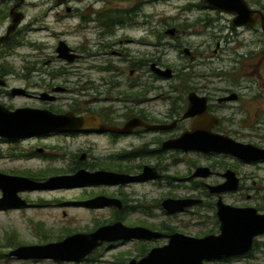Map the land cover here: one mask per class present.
I'll use <instances>...</instances> for the list:
<instances>
[{"label":"flooded vegetation","instance_id":"obj_1","mask_svg":"<svg viewBox=\"0 0 264 264\" xmlns=\"http://www.w3.org/2000/svg\"><path fill=\"white\" fill-rule=\"evenodd\" d=\"M9 1L6 8L0 9V23L8 20L6 28L3 31L0 30V37L7 34L13 20L11 11L20 2V0ZM48 1L50 0H46L45 4ZM53 1H56V6L64 5L67 12L79 17V29L82 37L79 49L72 48L65 40H58L56 47L58 57L62 58L59 56L58 47L59 43L64 41L71 48L68 54H76L77 57L73 61L62 59L68 63H74L76 60L82 61L83 68L79 75L78 87L70 92L66 85H56L55 77L60 74L55 75L53 72H48L49 81L42 79L44 81L42 84L29 80L30 84L34 82V85L42 87L39 96L35 97L37 95L29 92L27 88L10 86V78L16 75V72L13 66H7L6 64L9 63L2 60L0 62V78H3L5 83L0 85V103L10 109H15L17 107L8 103V99L18 95L33 96L39 102L38 105L30 107L49 109L54 113L73 112L77 116L93 115L98 117L103 125L125 128V131H106L96 127L81 131L73 130L40 135L68 138L81 135L97 137L96 142L88 141L87 145L82 148L74 150L69 146L63 148V159L70 161L74 166L69 174L83 168L89 171L106 170L140 175L145 173V166L155 168L160 174L157 178L141 181L95 185L100 186V190L86 195L88 200L82 205L83 207L110 209L111 214L115 215L113 222L117 220L123 222L121 216L133 212L153 214L145 205V199L144 202L140 201L125 189L134 183L163 185V182L161 183L159 180L165 177V167L174 165L179 160L180 162L185 161L186 159L179 156L187 153L195 156L194 159L188 160L192 170L187 178H195L196 183L192 188H198L200 193L184 197L170 193V196L162 198L153 207L159 206L165 213L174 214L183 211L174 213L167 211L163 205L166 199L193 198L201 200L200 203L187 207L185 212L203 205L202 195L215 197L216 200L211 205L216 208L215 218L220 225L217 217L219 197L222 196L224 202L227 203L226 198L229 195L241 193L242 196L245 194L243 190L246 188L245 181L246 178L248 179V174L242 172L240 166H258L264 164V160L248 162L230 153L167 148L165 143L192 131L194 126L203 133V138H201L203 140H208L209 135L216 134L232 138L243 144L264 148V141L252 138L254 135L264 134V30L262 16L254 25L239 26L234 22V14L218 10L205 0H186L189 2L185 9L186 15L190 11L196 10L206 14L195 18L192 22L187 19L181 21L179 18L175 26L166 24L164 27H160L162 29L157 30V24L150 25L148 16L145 15V3L148 0H132L130 7L123 4L117 5L118 1L130 3V0H92L86 10L67 6L70 0ZM149 1L168 4L173 0ZM246 1L251 9L261 10L264 15L263 9L255 7L250 0ZM26 2L28 1L25 0L16 7L17 11L24 14V18L10 34L9 39L4 40L0 45V55L22 46L20 36L32 31L23 10ZM3 3L4 1L0 2V5ZM98 3L102 4L95 10L94 6H97ZM211 13L216 16L213 17ZM44 15L48 16L49 13L46 11ZM225 15L231 20L230 24H225V29L233 32L236 39L229 33L223 34L225 32L224 25L219 22V19H223ZM147 27H149L148 30ZM190 28L194 29L196 33H206L208 39H204L198 44L184 41L183 37L190 33ZM171 29L174 31L171 32ZM136 31L140 32L139 36L132 34ZM145 32L159 39L156 44H152L158 52L162 47L172 48L177 52L178 61L170 65L162 62L159 57L146 58L145 54L148 55V53H145V44L151 43L145 40ZM36 43L38 42L32 43V46H35ZM131 43L141 45L142 49H133L130 46ZM33 63L24 66L26 70L30 71V76L28 73L24 75L26 80L28 77L31 78L32 72L39 71L40 75L43 74L42 69L36 68ZM201 67H205V69ZM92 70L99 72L98 78L90 77L88 73ZM167 70H169V74ZM15 88H22L25 92L15 95ZM60 92L74 94L63 100ZM33 152L34 154L39 152L48 157L52 156L51 149L46 145L39 147L36 151L33 150ZM228 158H232L231 161L227 160ZM228 172H233L239 179L238 189L225 191L221 194L212 192L211 186L227 181ZM42 179L44 178H39V180ZM167 183L170 184V182ZM100 196L105 198L96 200ZM28 203L30 206L31 203L29 201ZM258 207L263 208L262 206ZM259 208L258 210H260ZM145 227L167 234L179 232L175 227L166 224L156 226L145 223ZM162 228L164 229L161 230ZM217 233L208 231L203 236ZM160 239L165 242L168 240V238ZM160 245L162 244L158 246ZM155 246L157 245L153 247Z\"/></svg>","mask_w":264,"mask_h":264},{"label":"rangeland","instance_id":"obj_2","mask_svg":"<svg viewBox=\"0 0 264 264\" xmlns=\"http://www.w3.org/2000/svg\"><path fill=\"white\" fill-rule=\"evenodd\" d=\"M4 1L0 5V9H4L9 5V0ZM23 10L27 16L29 26L32 31L20 36L22 46L15 47L7 54L0 55V62L3 60L7 66H13L16 75L11 76L9 84L11 87L27 88L29 92L37 95L42 91V87L29 83L33 80L37 83H44L42 79L48 78V72L59 75L55 77L56 85H66L71 92L78 87V80H80V72L83 68L82 61L76 60L74 63H68L66 60L59 58L56 51L58 40H65L72 48L80 47L82 40L79 29V17L72 15L71 12L66 11V6H56V1L50 0L45 4L46 0H27ZM92 0H70L67 6L71 8H79L86 10L88 4ZM135 1V0H133ZM130 3L117 2V5L132 6ZM252 4L264 10V0H250ZM127 3V4H126ZM186 0H173L171 3L151 2L145 3V15L148 16L150 25L158 26L160 30L166 24L167 26H175L176 22L187 19L192 22L199 16H204L206 13L201 11H190L188 15L185 13L187 4ZM102 3L94 6L98 9ZM133 8V7H132ZM46 11L49 13L45 16ZM213 17L216 15L211 13ZM230 17L223 16L219 22L224 25L223 34L229 33L236 39L233 32L225 29V24H230ZM167 22V23H166ZM8 20L0 23V30L6 28ZM150 27V26H149ZM147 27V30L149 29ZM200 29V27H198ZM165 30V28H163ZM189 34L184 35V41H190L193 44H198L204 39H208L206 33H196L194 29H189ZM134 36H139L140 32H132ZM145 40L151 44H145L146 58L159 57L162 62L173 65L172 63L178 61L177 52L169 47L160 48V52L152 44L159 41L158 38L152 34L145 32ZM36 43L32 46V43ZM135 50H141L142 46L137 44H130ZM41 47V48H40ZM205 61V58H203ZM35 62V63H33ZM33 63V65L42 69V75L39 71L32 72V76L28 80L25 79L27 73L30 76V71L26 70L24 66ZM205 69V67H201ZM65 73V75H63ZM91 78H98L99 72L92 70L88 73ZM67 80V83H65ZM68 92L59 93L62 99L72 97L73 94ZM35 97H28L18 95L11 97L8 103L16 107L38 105V99ZM258 141H264V134L254 135ZM96 136H75L68 138L65 136H33L21 140H8L0 137V172L13 175L27 174L44 176L46 178L52 175L69 174V171L74 169L70 161L63 159V148L69 146L73 150L82 148L87 145L88 141L96 142ZM103 145L105 143H102ZM49 146L52 156H44L39 152L34 154L33 150L39 147ZM178 156V155H177ZM185 161L180 160L174 165H168L164 170V179L159 180L163 185L155 183H134L128 185L125 189L130 192L138 200L145 199V205L148 210L153 212L141 213L133 212L121 216L123 222L127 225H139L138 223H151L156 226L166 224L170 227H175L179 232L201 237L206 232L214 229L217 233L219 225H215V206L211 205L216 200L215 197H208L202 195L204 204L174 214L165 213L164 210L154 204H158L159 200L172 193L176 196H190L197 195L200 191L193 189L195 178L188 179L192 168L189 164L190 159H194L192 154H183L179 156ZM197 158V156H196ZM178 159V158H177ZM232 158L227 160L231 161ZM215 160V159H214ZM150 161V160H148ZM241 171L248 174L243 190L245 194L234 193L226 198L227 203L237 206H262L264 209V164L261 165H241ZM95 169V168H93ZM91 170V169H90ZM167 182H170L168 184ZM100 186H84L76 188H59L20 192V196L31 203L26 207H5L0 208V264H127L132 258H140L143 256L142 249L145 252L154 245L165 244L161 239L150 241L141 240H124L111 244H104L98 248L96 252L90 255L87 259L79 262H64L54 259H25L21 257H12L9 252L20 244H42L51 241L61 240L59 237H65L76 232H92L94 229L102 224L113 222L115 215L111 214L110 209H87L82 205L88 200L86 195L97 192ZM113 191L114 189H106ZM250 195V197H248ZM2 190L0 189V197ZM86 197V198H85ZM81 204V205H80ZM259 208V207H258ZM260 209V208H259ZM264 213V210L260 209ZM145 226V225H144ZM260 243L259 248L253 249L250 256L234 257L230 260H214L207 262V264H243L244 262H253L254 264H264V234L258 237ZM165 242V243H164ZM125 262V263H124Z\"/></svg>","mask_w":264,"mask_h":264},{"label":"water","instance_id":"obj_3","mask_svg":"<svg viewBox=\"0 0 264 264\" xmlns=\"http://www.w3.org/2000/svg\"><path fill=\"white\" fill-rule=\"evenodd\" d=\"M25 0L12 9V23L7 34L0 37V45L9 39L10 34L17 28L24 18V14L16 10ZM212 7L235 15L236 25H254L259 17L263 19L261 10H253L246 0H205ZM171 32L174 29L170 30ZM71 48L64 42L59 43V56L73 61L77 55L68 54ZM169 74V70H167ZM5 80L0 78V85ZM22 88H15L14 94H23ZM49 97V96H48ZM52 98V97H50ZM99 127L106 131L120 130L116 126L103 125L99 118L93 115L77 116L73 112L54 113L49 109L30 106L10 109L0 103V137L8 140H21L28 137L46 135L53 132L81 131ZM203 133L194 126L192 131L181 137L165 143L167 148L196 149L202 151H216L230 153L245 161L264 160V148L243 144L232 138L221 135H209L203 140ZM204 175H207V173ZM160 174L155 168L145 166V173L130 175L113 171H89L79 169L72 174L52 175L45 180L32 177L13 175L0 172V208L26 207L28 201L20 196V192L76 188L93 185H114L134 181L157 178ZM227 181L223 184L211 186V191L221 194L225 191H234L239 187V179L233 172L227 173ZM105 197L100 196L98 199ZM200 199L181 198L166 199L163 202L167 211L174 213L184 211L187 207L200 203ZM217 217L220 222V231L217 234H208L196 237L182 232L163 233L142 225L129 226L120 220L98 226L92 232H76L61 240L42 244H21L12 249L9 254L25 259H54L64 262H79L92 255L96 249L105 243L118 240H153L168 238V242L152 247L140 258H132L127 264H207L214 260L246 255L255 246L256 239L264 234V213L254 206H234L225 203L222 196L217 201Z\"/></svg>","mask_w":264,"mask_h":264},{"label":"trees","instance_id":"obj_4","mask_svg":"<svg viewBox=\"0 0 264 264\" xmlns=\"http://www.w3.org/2000/svg\"><path fill=\"white\" fill-rule=\"evenodd\" d=\"M0 15H1V13H0ZM27 176H29V177H32V178H35V179H37V180H39V178H41V176H39V175H32V174H27ZM43 178H44V176H42ZM263 209V208H262ZM139 225H145L144 223H138ZM137 225V224H136ZM215 225H216V227H217V225H218V223L217 222H215ZM164 228H162L161 230H163ZM215 230H210L209 231V233L210 232H214ZM206 233H208V232H206ZM205 233V234H206ZM63 237H59V239H62ZM259 245H260V243H259V241H258V239H256V241H255V246H254V249H256V248H259ZM97 251V250H96ZM95 251V252H96ZM141 252H143V253H146L145 252V248H143L142 249V251ZM252 254V252H249L247 255L248 256H250ZM246 256V255H245ZM238 257H243V256H238ZM231 259V258H230ZM230 259H227V260H230ZM125 263V262H124ZM243 264H254L253 262H244Z\"/></svg>","mask_w":264,"mask_h":264}]
</instances>
